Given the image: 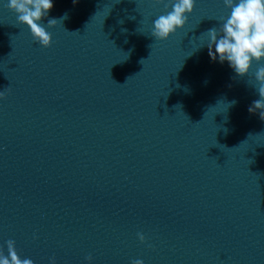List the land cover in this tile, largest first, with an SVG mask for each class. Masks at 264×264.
I'll return each instance as SVG.
<instances>
[{"label": "water", "instance_id": "water-1", "mask_svg": "<svg viewBox=\"0 0 264 264\" xmlns=\"http://www.w3.org/2000/svg\"><path fill=\"white\" fill-rule=\"evenodd\" d=\"M6 2L5 255L12 239L34 264H264V121L248 112L258 65L240 77L210 60L222 0H195L162 41L155 0H52L47 48Z\"/></svg>", "mask_w": 264, "mask_h": 264}, {"label": "clouds", "instance_id": "clouds-1", "mask_svg": "<svg viewBox=\"0 0 264 264\" xmlns=\"http://www.w3.org/2000/svg\"><path fill=\"white\" fill-rule=\"evenodd\" d=\"M155 3L164 4V13L152 24L151 35L156 41L165 40L182 28L195 7V0H155ZM222 3L230 13L218 18L219 27L206 31L208 56L212 61H227L240 77L250 72L253 62L258 65L253 73L255 84L252 87L258 92L259 99L252 102L248 112L254 114L258 111L259 118L264 121V64H261L264 61V0H222ZM5 7L16 15L17 24L30 30L34 42L44 48L50 46L51 33L41 21L53 7L52 0H7ZM66 18L67 14L60 20ZM56 23L57 19H49L47 27H54ZM5 96L6 93L0 91V100ZM137 237L141 243L145 242L142 233H137ZM6 249L5 255L0 248V264H34L32 259H22L18 255L14 240L6 241ZM86 260L91 261V255ZM50 264H55L54 257L50 258ZM131 264H143V260L135 259Z\"/></svg>", "mask_w": 264, "mask_h": 264}]
</instances>
